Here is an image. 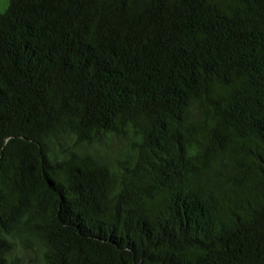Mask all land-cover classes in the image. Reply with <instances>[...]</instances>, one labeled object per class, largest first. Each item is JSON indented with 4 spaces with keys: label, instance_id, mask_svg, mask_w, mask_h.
<instances>
[{
    "label": "trees",
    "instance_id": "16d2710c",
    "mask_svg": "<svg viewBox=\"0 0 264 264\" xmlns=\"http://www.w3.org/2000/svg\"><path fill=\"white\" fill-rule=\"evenodd\" d=\"M0 264H264V0H0Z\"/></svg>",
    "mask_w": 264,
    "mask_h": 264
}]
</instances>
